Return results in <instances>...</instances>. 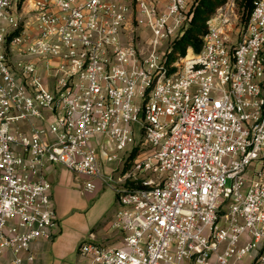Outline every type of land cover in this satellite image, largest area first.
<instances>
[{
  "label": "built area",
  "instance_id": "obj_1",
  "mask_svg": "<svg viewBox=\"0 0 264 264\" xmlns=\"http://www.w3.org/2000/svg\"><path fill=\"white\" fill-rule=\"evenodd\" d=\"M196 4L0 0V264L53 237L49 163L117 195L119 244L91 232L82 264H264V0L174 53Z\"/></svg>",
  "mask_w": 264,
  "mask_h": 264
},
{
  "label": "crops",
  "instance_id": "obj_2",
  "mask_svg": "<svg viewBox=\"0 0 264 264\" xmlns=\"http://www.w3.org/2000/svg\"><path fill=\"white\" fill-rule=\"evenodd\" d=\"M118 164H105L106 174ZM42 176L53 184L51 198L58 215L51 239H38L31 246L35 256L30 264H82L77 256L78 243L89 238L95 227L96 239L108 241L109 221L119 209L117 195L102 179H89L76 174L61 164L49 163L42 168ZM92 180L94 189H87Z\"/></svg>",
  "mask_w": 264,
  "mask_h": 264
},
{
  "label": "trees",
  "instance_id": "obj_3",
  "mask_svg": "<svg viewBox=\"0 0 264 264\" xmlns=\"http://www.w3.org/2000/svg\"><path fill=\"white\" fill-rule=\"evenodd\" d=\"M226 1L227 0H197L192 20L183 35L174 41L173 52L184 55L189 47L193 48L196 52L200 51L204 45V36L208 31V20ZM255 1L257 0H236L238 6L243 8V13L246 16L245 21L249 18ZM138 153L139 148L136 147L129 156V162H132Z\"/></svg>",
  "mask_w": 264,
  "mask_h": 264
},
{
  "label": "rangeland",
  "instance_id": "obj_4",
  "mask_svg": "<svg viewBox=\"0 0 264 264\" xmlns=\"http://www.w3.org/2000/svg\"><path fill=\"white\" fill-rule=\"evenodd\" d=\"M236 1V0H235ZM236 5H237V9H236V11H237V15H238V21L237 22H243V21H245V19H246V16L244 15V13H243V8H241L240 6H238V4H237V2H236ZM104 143H106V144H108L109 143V140H108V138L107 137H105L104 138ZM146 147V146H145ZM109 152H117L118 154H119V156H120V158L121 157H124L125 156V151L123 152V151H118L115 147H110L109 149ZM145 150V153L144 154H146L147 152V149H144ZM120 162V159H118V160H115V161H113L112 162V164L113 165H115V164H118ZM92 230H94L95 231V233L97 232V233H99V229L97 228V227H95L94 229H92ZM107 232H108V234H106L107 236H109V237H113V236H115L116 234H117V232L113 229V228H108L107 229ZM98 240V239H97ZM81 241H83V239L81 240ZM80 241V242H81ZM98 241H100V240H98ZM80 242L78 243V245L80 244ZM105 244H112V245H115V244H119V243H111V241H107V242H105ZM77 256H78V258L80 259V261L81 260H83V258L79 255V253H78V246H77Z\"/></svg>",
  "mask_w": 264,
  "mask_h": 264
}]
</instances>
